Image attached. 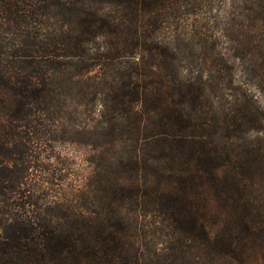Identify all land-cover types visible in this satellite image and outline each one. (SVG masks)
Masks as SVG:
<instances>
[{
    "label": "trees",
    "instance_id": "trees-1",
    "mask_svg": "<svg viewBox=\"0 0 264 264\" xmlns=\"http://www.w3.org/2000/svg\"><path fill=\"white\" fill-rule=\"evenodd\" d=\"M219 1L0 0V264H264V142L234 143L261 118L222 101L231 66L199 18ZM250 12L255 38L264 0ZM66 126L95 170L41 203L29 153Z\"/></svg>",
    "mask_w": 264,
    "mask_h": 264
},
{
    "label": "rangeland",
    "instance_id": "rangeland-1",
    "mask_svg": "<svg viewBox=\"0 0 264 264\" xmlns=\"http://www.w3.org/2000/svg\"><path fill=\"white\" fill-rule=\"evenodd\" d=\"M253 2L254 0H221L218 3L215 2L211 8H202L199 12V18L208 23L209 35L219 44L217 47L218 56L226 58L225 61L229 62L231 66L230 82L233 89L231 87L224 88L222 101L229 99L236 106V110L241 108L248 111L249 109V112H257L261 118L260 131L251 130L236 133L234 143L238 149L237 154H240L243 145L246 147L255 139H262L264 142V90L260 89L257 80L251 79L247 74L246 67H248L250 58L246 59V55L243 57L229 51L228 40L224 37L222 28L228 21L229 13H234L236 38L240 40L245 37L246 43H249L247 51H256L258 60L263 61L264 30L260 32L258 38H254L253 36L250 37L251 34H249V30L254 31V27H244V24L247 26L250 22L248 17ZM211 21L217 22L221 26L213 27V23L210 24ZM243 104L245 106H242ZM236 114L237 111H235ZM53 130L57 132L58 137L54 138V135L49 139L34 140L33 153H29L35 156L30 160L32 166L36 168L30 169L28 181L40 187L41 203L46 204L58 202L63 198L72 199L76 190L87 184L93 170H95L91 163L93 161L91 157L96 146L83 141L79 142L76 138L69 136L73 127L66 126L61 132L57 127ZM238 158L237 155V166L239 164ZM261 173L264 174V160ZM59 177L62 179L61 181L54 180ZM41 189L44 191L41 192Z\"/></svg>",
    "mask_w": 264,
    "mask_h": 264
}]
</instances>
